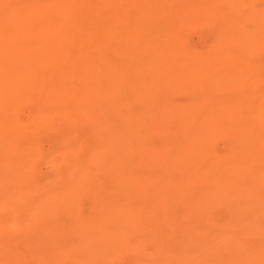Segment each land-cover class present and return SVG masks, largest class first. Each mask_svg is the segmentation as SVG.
Here are the masks:
<instances>
[{
  "label": "rangeland",
  "instance_id": "1",
  "mask_svg": "<svg viewBox=\"0 0 264 264\" xmlns=\"http://www.w3.org/2000/svg\"><path fill=\"white\" fill-rule=\"evenodd\" d=\"M0 66V264H264V0H0Z\"/></svg>",
  "mask_w": 264,
  "mask_h": 264
},
{
  "label": "bare ground",
  "instance_id": "2",
  "mask_svg": "<svg viewBox=\"0 0 264 264\" xmlns=\"http://www.w3.org/2000/svg\"><path fill=\"white\" fill-rule=\"evenodd\" d=\"M50 10V9H49ZM27 18V17H26ZM23 19V18H22ZM8 25V24H7ZM11 27V26H10ZM16 27V26H15ZM22 31V30H21ZM45 34V33H44ZM45 36V35H44ZM55 37V36H54ZM33 39V38H32ZM54 39V38H53ZM25 40V39H24ZM33 41V40H32ZM35 43V42H34ZM15 45V44H14ZM21 46V45H20ZM23 48V47H22ZM54 48V47H53ZM32 49V48H31ZM46 50V49H45ZM55 50V49H54ZM20 53V52H19ZM15 54V53H14ZM30 56V55H29ZM9 59V58H8ZM33 64V63H32ZM17 65V64H16ZM44 65V64H43ZM1 67V66H0ZM33 67V66H32ZM18 69V68H17ZM20 69V68H19ZM35 69V68H34ZM39 69V68H38ZM36 70V69H35ZM33 71V70H32ZM11 77V76H10ZM108 79V78H107ZM20 87V86H19Z\"/></svg>",
  "mask_w": 264,
  "mask_h": 264
}]
</instances>
